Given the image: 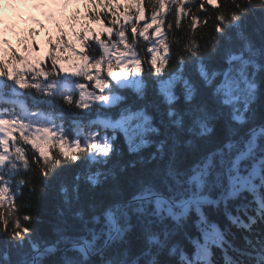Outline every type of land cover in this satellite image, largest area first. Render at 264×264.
<instances>
[{"label":"snow or ice","instance_id":"6c2138e0","mask_svg":"<svg viewBox=\"0 0 264 264\" xmlns=\"http://www.w3.org/2000/svg\"><path fill=\"white\" fill-rule=\"evenodd\" d=\"M92 2L93 11L87 15L98 20L97 0ZM98 2L110 9L124 7V23L120 24V15L113 12L115 19L109 21L110 27L97 31L83 25L79 32H73L80 51L72 42L63 41L61 29L58 47L66 43L78 57L68 66L60 63V57L49 54V68L41 58L29 60L15 49L10 50V56L0 57V100L19 105V111L0 110V264H139L124 259L130 235L138 233L143 249H153L162 243L155 230L157 224L171 219L181 225L193 210L198 217V235L190 237L191 251L179 250V264H215L214 248L224 253L223 264H264V118L238 141L234 139L235 129L229 128L232 135L225 137L227 142L221 141L219 148L204 153L188 169L182 168L178 155L173 153L162 171L126 183L115 177L108 196L92 200L87 212L77 210L74 215L79 217V223L58 231L55 241L45 242L44 247L35 239L36 230L24 226L25 222L32 224L33 218L19 215L16 199L23 194V188L27 187L31 196L38 190L34 181L46 188L61 173L74 171L71 183L79 195L81 180L86 186L99 184L102 176L107 180L108 174L93 171V166L116 152L118 134L124 135L133 150L134 145L146 142L144 133L160 131L153 127L148 111L152 101L147 97L144 77L138 75L144 71L143 65L147 64L153 74L167 123L177 129V136L182 132L198 136L211 132L210 122L224 108L229 109L231 124L244 123L258 98L257 73L264 74V0H146L151 7L150 22L145 17L144 0H126L124 5L112 0ZM9 3L13 8L18 4L26 7L29 0ZM67 3L63 0V6ZM37 6L42 7L43 0ZM209 8L210 16L206 15ZM167 13H173L172 19H165ZM201 14H205L203 21L199 20ZM17 15L23 18L22 12ZM253 16L259 18L260 24L258 48L245 29L246 21ZM189 17L184 40L176 36L169 39V33L181 29L182 19ZM141 21L143 26L139 27ZM209 21L211 37L197 38L198 23L207 27ZM104 34L107 40L101 38ZM113 35L116 39H112ZM226 37L236 39L225 45L222 42ZM138 38L146 42L147 59L139 56ZM172 45L177 47L176 65L165 75ZM94 51L100 55L87 54ZM217 59L222 61L219 69H210L209 64ZM190 65L196 69L198 80L185 76L184 70ZM81 77L92 82L91 91L79 82ZM129 87L143 103L129 107L124 97L117 95L120 89ZM259 95L264 97V91ZM25 96L30 103L24 101ZM58 101L68 109L82 110L71 120L70 128H65L63 122L56 123L67 115L57 107ZM113 106L116 111H112ZM93 107L98 109L95 114ZM92 115L95 119L90 118ZM94 129H102L103 134ZM13 132H18L19 138ZM21 141L31 146V156L20 146ZM165 143L159 142L158 151L164 150ZM61 190L67 191L63 187ZM212 190H219L215 199H209ZM245 192L253 195L251 213L245 211L241 216L229 211L228 202ZM221 203L231 226L246 231L261 226L258 249L251 241L246 249H234L243 259L228 255L224 231L202 211L205 204L219 207ZM52 253L59 254L58 258L43 259ZM146 264L170 262L152 259Z\"/></svg>","mask_w":264,"mask_h":264},{"label":"trees","instance_id":"16d2710c","mask_svg":"<svg viewBox=\"0 0 264 264\" xmlns=\"http://www.w3.org/2000/svg\"><path fill=\"white\" fill-rule=\"evenodd\" d=\"M118 0H112L113 3H117ZM122 2V1H121ZM124 3V1H123ZM78 6V10H70L68 12L69 20L77 18V22L74 26L68 21L67 18L61 23H53L49 29L38 30L34 25L27 23L25 25V32L30 33L34 44L35 49L34 53L29 60L35 59L37 57L43 60V65L50 68L51 59H49V54L52 57H60V63L62 64L65 61H73L78 59L66 46L63 48L58 47L61 43V29H63L64 42H72L73 45L77 48L78 51L81 50V46L76 36V40L73 38H67L68 29L70 31L79 32L83 25H88L94 30L99 31L102 27H110V20L115 19L112 15L113 12H116L117 15H120V24L124 23L123 12H117L116 8H108L100 4L97 0L95 5V11L99 13V19L93 20L90 19L87 13L93 11V2L89 1L88 5L83 3H77L75 6ZM142 6L145 8V17L149 18L151 16V7L144 0ZM193 12H196V8H192ZM133 15H135L133 10ZM206 15H212V9L209 8ZM173 13H167L165 19H172ZM205 14L199 16V20L203 21ZM190 17L185 20L182 19L181 29H175L172 33H169V39H172L173 36H176L182 40L185 38V33L187 32V24ZM101 21L103 23H101ZM174 24V21H173ZM143 26V21L140 22L139 27ZM166 28L167 25L165 24ZM74 28V29H73ZM245 29L248 36L250 37L252 43L258 48L261 41L260 34V24L259 18L253 16L251 19L246 21ZM151 33V29L149 30ZM131 26L129 25L127 29V34L129 35V40L131 39ZM212 35V22L209 21L208 26L204 27L202 24L198 23L195 36L197 38L203 37L204 39L210 38ZM70 36V35H69ZM102 39L107 40L108 37L106 34L102 35ZM112 39H116V36L113 35ZM235 37L225 38L222 42L225 45H231ZM139 44L137 51L140 58L147 59L145 55L146 52V42L142 38H138ZM24 42L23 38L13 39V43L16 45H22ZM200 43H203V40H200ZM95 47V45H94ZM86 51V50H85ZM3 52V51H1ZM176 45H172L171 58L168 66L165 69V75L171 70L174 69L176 65ZM88 55L99 56V51L88 52ZM11 55V52L4 53V56L8 57ZM222 61L219 59L211 62L209 68L219 69ZM59 64L57 67L59 68ZM144 71L138 75L144 77V87L146 88L147 97L151 104H149L148 111L149 114L153 117V127L160 129L159 132H146L143 135V139L146 141L143 144H140L139 147L133 146V150L129 149L128 142L125 140L124 135L118 134L115 140L116 152L110 154L109 158L100 160L98 164L93 166V171L99 170L101 173L108 174L107 180L105 177H101V182L97 185H87L84 180L80 181L79 195L77 194L74 186L71 181L74 175V171H66L61 173L59 177L55 180H52L48 183L45 188L44 185H40L38 181H34L38 185V190L29 195V189L27 187L22 189V195L18 194L16 203L20 205L19 215L23 216L24 214H29L33 218L32 224H27L25 222L24 226L34 228L35 239L41 245L45 246V242H54L58 231L64 230L71 223H79V217H76L74 213L77 210L82 212H87L91 207V201L103 200L106 196L109 195L110 186L113 183L115 177H118L121 183L130 182L134 178L145 176L149 173H155L162 171L165 165L168 163V158L170 154H176L179 157L178 163L182 166L183 169L190 168L204 153L208 151H215L221 146V141L227 142L225 137L232 135L229 132V128L235 129V140H240L248 131L250 127L257 126L261 123L262 118H264V97H261L259 93L264 91V74L257 73V87H258V98L254 102L252 109L246 113L245 122L241 124H231L230 118L228 116L229 109L224 108L222 114H220L216 119H213L209 127L212 129L211 132L205 133L203 136L194 135L187 132H182L177 136V129L174 126H170L167 123V117L165 116V105L161 101L157 93L156 83L152 79V73L148 70V65H143ZM185 76H190L194 80H198V74L196 69L193 66H188L185 70ZM30 79V77H29ZM79 82H85L90 84L86 77L79 78ZM24 91V90H23ZM98 92V90H97ZM177 94L179 90L177 89ZM117 95L123 96L124 100L127 101V106L131 107L143 101L139 100L136 96L135 90L133 88L120 89ZM78 96V94H77ZM26 103H30V99L25 96L23 97ZM122 106H123V102ZM58 108H63L67 115L65 120L61 121L56 120V123H64L65 128H70L71 120L78 115L82 110L77 108L68 109L66 105L62 102H57ZM8 109L9 111L15 109L19 111V105L17 103L6 102V100H0V110ZM35 110V109H32ZM117 109L113 106L112 111ZM92 113L95 114L98 109L96 107L92 108ZM104 111H109L104 109ZM95 119V115L90 117ZM101 131L102 129H94ZM27 134V133H26ZM2 135V134H0ZM19 138V133L14 132L13 134ZM139 137H137V143H139ZM165 141L164 150L158 151V144L160 141ZM175 141V143L173 142ZM20 146L26 149L27 155L31 156L32 150L30 145H24L23 142H20ZM11 150V146H10ZM23 171V169H21ZM27 178V177H24ZM15 178H13L14 182ZM61 187L67 189V191H62ZM39 189H43L42 191ZM219 190H212L208 193L209 199H215ZM260 193L258 192L257 195ZM30 207H27L29 206ZM9 205H5L7 208ZM253 204V195L251 193L245 192L243 195L233 198L228 202V210L232 211L234 214L238 213L243 216L245 211L251 213ZM204 214L213 222L217 223L225 233L226 243L224 245L227 249L228 255L237 258L239 257L237 252L234 249H246L249 247V242L258 249L260 246L261 240V226H255L251 231H246L242 228L231 226L227 217L225 216L224 204L221 203L219 207L205 204L202 208ZM198 217L196 212L190 211L188 216L185 218L181 225H177L175 221L168 219L161 224L155 226V230L160 234L161 245L153 249H143L140 244V236L138 233H133L130 235L128 241L126 242L124 248V259L129 261H137L139 264H146L147 261L152 259H157L165 262H170V264H179V250L191 251L192 245L190 237H196L198 235V229L196 228V221ZM61 253L63 250V245H60ZM172 249H177L175 253L172 252ZM214 256L213 260L215 264H223V255L222 251L218 248L213 249ZM57 253H52L49 256L43 257V259L48 260L49 258L55 260L58 258ZM99 259V257H97Z\"/></svg>","mask_w":264,"mask_h":264},{"label":"rangeland","instance_id":"374dc122","mask_svg":"<svg viewBox=\"0 0 264 264\" xmlns=\"http://www.w3.org/2000/svg\"><path fill=\"white\" fill-rule=\"evenodd\" d=\"M0 7L3 9V8H4V4H1ZM64 66H68V65H67V64H64ZM91 83H92V82H90V84H88V85L91 86ZM87 90H88V91H91L92 89L87 88Z\"/></svg>","mask_w":264,"mask_h":264}]
</instances>
